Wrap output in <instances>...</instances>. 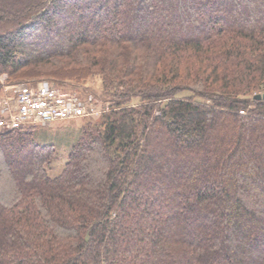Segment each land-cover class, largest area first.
Wrapping results in <instances>:
<instances>
[{
    "label": "trees",
    "instance_id": "16d2710c",
    "mask_svg": "<svg viewBox=\"0 0 264 264\" xmlns=\"http://www.w3.org/2000/svg\"><path fill=\"white\" fill-rule=\"evenodd\" d=\"M3 74L112 104L0 133V264H264V0H0Z\"/></svg>",
    "mask_w": 264,
    "mask_h": 264
},
{
    "label": "built area",
    "instance_id": "2783aa9c",
    "mask_svg": "<svg viewBox=\"0 0 264 264\" xmlns=\"http://www.w3.org/2000/svg\"><path fill=\"white\" fill-rule=\"evenodd\" d=\"M50 80L19 83L0 97V132L25 124H50L56 120L95 116L106 108Z\"/></svg>",
    "mask_w": 264,
    "mask_h": 264
},
{
    "label": "rangeland",
    "instance_id": "374dc122",
    "mask_svg": "<svg viewBox=\"0 0 264 264\" xmlns=\"http://www.w3.org/2000/svg\"><path fill=\"white\" fill-rule=\"evenodd\" d=\"M65 17H66L65 18L66 24H68L69 28L73 29L75 26L73 19L68 16ZM31 73L34 72L31 71ZM43 79L49 80L48 77L31 76V77H26L23 80L11 81L8 80V75L3 74L0 76V83L2 84L0 97L6 95L7 93H12V91L15 89V86L19 83L35 82ZM69 85L74 86V87L71 86L73 89L72 88L69 89L76 92L78 96L81 97L82 99L92 98L96 100L95 102L98 103L99 105L100 104L102 105V102H104L102 100L108 102L107 106H111L112 104L111 101H108L105 98H102L101 96L103 93V88H102L103 84L101 77L98 75L92 76L87 80L82 81L80 84L74 85L70 83ZM91 120L96 121L97 115L91 116V118L90 117L68 118V119L58 120L46 125L39 123L36 126H33L34 129L39 133V139L41 141L43 140V141L51 142L54 143V145L56 146L58 155L55 164L58 169L64 164V162L68 157L72 145L79 138L83 124Z\"/></svg>",
    "mask_w": 264,
    "mask_h": 264
},
{
    "label": "water",
    "instance_id": "95a60500",
    "mask_svg": "<svg viewBox=\"0 0 264 264\" xmlns=\"http://www.w3.org/2000/svg\"><path fill=\"white\" fill-rule=\"evenodd\" d=\"M254 98H258V99L264 98V92L256 93V94L254 95Z\"/></svg>",
    "mask_w": 264,
    "mask_h": 264
}]
</instances>
